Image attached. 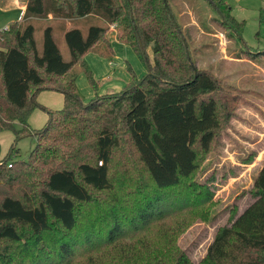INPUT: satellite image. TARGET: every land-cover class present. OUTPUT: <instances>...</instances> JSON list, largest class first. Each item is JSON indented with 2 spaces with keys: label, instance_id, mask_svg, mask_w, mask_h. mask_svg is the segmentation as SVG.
Listing matches in <instances>:
<instances>
[{
  "label": "trees",
  "instance_id": "trees-1",
  "mask_svg": "<svg viewBox=\"0 0 264 264\" xmlns=\"http://www.w3.org/2000/svg\"><path fill=\"white\" fill-rule=\"evenodd\" d=\"M205 1L242 40L231 7ZM80 23L89 24L86 33ZM111 26L146 72L138 78L127 65L124 87L84 102L76 77L83 72L98 87L84 56L99 43L112 53ZM188 43L169 0H25L21 21L0 29V132L11 131L13 143L35 140L27 160L9 153L0 163V264H195L170 240L149 245L139 235L213 198L207 188L201 197L171 193L187 186L219 127L211 96L218 81L196 68ZM43 90L62 93L61 108L39 103ZM37 108L47 120L36 129L29 118ZM250 196L216 230L199 264H264V160Z\"/></svg>",
  "mask_w": 264,
  "mask_h": 264
},
{
  "label": "rangeland",
  "instance_id": "rangeland-1",
  "mask_svg": "<svg viewBox=\"0 0 264 264\" xmlns=\"http://www.w3.org/2000/svg\"><path fill=\"white\" fill-rule=\"evenodd\" d=\"M169 1L188 35L190 57L196 68L218 81L211 96L217 101L219 119L215 138L207 152L198 153L197 168L186 180L187 186L174 187L171 193L174 199L201 197L207 188L213 192V198L206 204L177 212L139 235H147L145 242L149 245H165L164 241L170 240L174 248L187 251L190 259L199 264L216 230L228 223L232 211L241 212L252 200L253 180L264 160V1L228 0L232 14L242 22V40L222 24L219 13L205 0ZM88 25L80 23L84 33ZM54 36L63 58L68 60L70 55L62 32L57 30ZM35 38L41 50L43 34L39 29ZM115 41L109 40L112 53H107L102 43L91 53L110 58L114 66L122 61L128 74L127 65L136 77H142L146 72L142 60L129 45ZM146 50L152 62L151 48ZM79 74L78 93L83 100H89L87 90L94 88L83 72ZM46 120L47 113L37 108L29 123L32 128H41ZM12 143L11 131L0 132V163L9 153L11 159L27 160L35 140L31 136L22 137L13 143L16 149L10 151Z\"/></svg>",
  "mask_w": 264,
  "mask_h": 264
},
{
  "label": "crops",
  "instance_id": "crops-1",
  "mask_svg": "<svg viewBox=\"0 0 264 264\" xmlns=\"http://www.w3.org/2000/svg\"><path fill=\"white\" fill-rule=\"evenodd\" d=\"M224 1L228 4V0H224ZM24 9H25V0H8L5 3H4V0H0V29L7 27L10 23L21 21V16L23 14ZM233 16L237 19L235 15ZM50 17L51 16H49L48 18ZM66 25L69 26L70 22L67 21ZM39 31L42 32L41 28L39 29ZM107 36L109 40L111 39V41L117 40L116 30L113 26L109 28L107 32ZM104 50L106 51V49ZM105 51L102 53H105ZM84 58L89 64L94 78L98 81V85H100V87H97L94 90H90V89L87 90V94L89 97L87 99H92L96 95L109 94V93L119 91L131 79L130 74H128L127 71L123 69V68L126 69V65L122 61H117L116 66H114V63L110 60V58L106 60L105 58H103V56H100L95 53H91V51L87 52ZM116 67L118 68L117 71H116ZM117 72H118V75L116 74ZM79 75H77L76 77V84H77ZM120 75H122L123 78H121ZM84 78L86 79L85 75H84ZM37 100L39 103L41 102V104L45 103L47 107L49 108L59 109L61 108L63 104V95L62 93L57 92V91L43 90L39 92V94L37 95ZM85 101H88V100L84 99V102ZM33 112L29 118L30 122H31Z\"/></svg>",
  "mask_w": 264,
  "mask_h": 264
},
{
  "label": "water",
  "instance_id": "water-1",
  "mask_svg": "<svg viewBox=\"0 0 264 264\" xmlns=\"http://www.w3.org/2000/svg\"><path fill=\"white\" fill-rule=\"evenodd\" d=\"M172 17V16H171ZM188 57V61L190 62V58H189V56H187ZM191 63V62H190ZM192 65V64H191ZM192 67H193V70H194V72L196 71V68H195V66H193L192 65Z\"/></svg>",
  "mask_w": 264,
  "mask_h": 264
}]
</instances>
